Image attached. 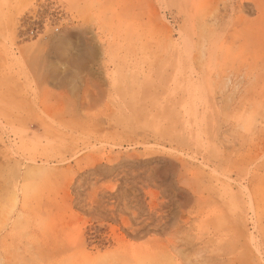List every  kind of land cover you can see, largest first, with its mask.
I'll list each match as a JSON object with an SVG mask.
<instances>
[{
    "label": "rangeland",
    "instance_id": "374dc122",
    "mask_svg": "<svg viewBox=\"0 0 264 264\" xmlns=\"http://www.w3.org/2000/svg\"><path fill=\"white\" fill-rule=\"evenodd\" d=\"M0 264H264V0H0Z\"/></svg>",
    "mask_w": 264,
    "mask_h": 264
},
{
    "label": "bare ground",
    "instance_id": "6f19581e",
    "mask_svg": "<svg viewBox=\"0 0 264 264\" xmlns=\"http://www.w3.org/2000/svg\"><path fill=\"white\" fill-rule=\"evenodd\" d=\"M259 22V21H258Z\"/></svg>",
    "mask_w": 264,
    "mask_h": 264
}]
</instances>
